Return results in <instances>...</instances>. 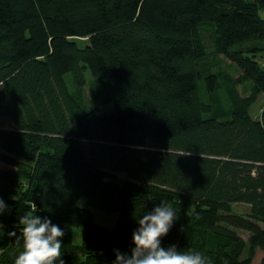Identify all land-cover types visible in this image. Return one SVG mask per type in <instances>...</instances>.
Listing matches in <instances>:
<instances>
[{"label":"trees","instance_id":"16d2710c","mask_svg":"<svg viewBox=\"0 0 264 264\" xmlns=\"http://www.w3.org/2000/svg\"><path fill=\"white\" fill-rule=\"evenodd\" d=\"M262 13L264 0H0V264L23 251L19 217L33 202L64 229V264L129 254L137 220L162 202L178 213L163 247L212 264L264 253ZM209 55L235 73L203 67ZM87 71L112 114L70 90L66 77L78 88ZM200 87L227 89L229 112ZM94 209L116 214L112 229Z\"/></svg>","mask_w":264,"mask_h":264},{"label":"clouds","instance_id":"9594fccd","mask_svg":"<svg viewBox=\"0 0 264 264\" xmlns=\"http://www.w3.org/2000/svg\"><path fill=\"white\" fill-rule=\"evenodd\" d=\"M6 209V203L0 199V214ZM37 211L33 202L31 212L19 217V224L23 226V251L15 259V264H64L61 259L64 229L51 219L36 214ZM177 219V210L166 202L144 213L132 233L130 253L116 250L113 264H212L211 259L199 251L181 252L175 245L162 246V238ZM8 235L15 237L16 232H9Z\"/></svg>","mask_w":264,"mask_h":264},{"label":"rangeland","instance_id":"374dc122","mask_svg":"<svg viewBox=\"0 0 264 264\" xmlns=\"http://www.w3.org/2000/svg\"><path fill=\"white\" fill-rule=\"evenodd\" d=\"M262 16L264 17V13H262ZM260 62L264 65V51L263 55L259 57ZM204 66H210L213 68L215 72H221V74H227L229 76L233 75L235 73L234 67L232 65H229L227 62L223 60H219L216 56L209 55V58L205 60ZM86 79L84 78V85L83 86H78L75 87L69 77H66V80L68 78V85L70 90H72L75 95L79 97L83 105L85 106H93L100 102V109L105 115H110L113 113L114 107L111 102H102L100 98L101 95V85L100 81L93 79L90 76V72L87 71L85 73ZM248 84H246L247 86ZM237 87V92H238V100L245 99L249 95L248 92V87ZM200 92L202 93V96L206 103L208 104L209 102L211 103V106L213 108V111H216V108L221 107L223 108L226 112H229V108L232 105V101L229 97V93L227 89H223L217 92L215 97H211L207 95L205 92H203L202 88L200 87ZM103 95V92H102ZM99 104V103H98ZM263 104V96H257V98L251 103V105L248 107V112L249 114L253 117L256 118L258 117L260 113L261 106ZM207 115V114H206ZM0 124H4L3 120H0ZM0 168H8L7 165L4 163L0 162ZM122 177V175H120ZM232 210L235 213L242 214V215H247L249 208L248 205L243 204V203H237L232 206ZM95 221L108 228L112 229L116 220V214L114 212H107V211H98V210H93ZM238 235L243 239L247 240L248 238V233L243 230H236ZM79 233L80 229L76 228L75 229V240H79ZM264 256V253L261 252L260 250H256L254 257L252 259V264H258L261 260V258Z\"/></svg>","mask_w":264,"mask_h":264},{"label":"crops","instance_id":"0c3cea01","mask_svg":"<svg viewBox=\"0 0 264 264\" xmlns=\"http://www.w3.org/2000/svg\"><path fill=\"white\" fill-rule=\"evenodd\" d=\"M263 17V16H262ZM264 18V17H263Z\"/></svg>","mask_w":264,"mask_h":264}]
</instances>
